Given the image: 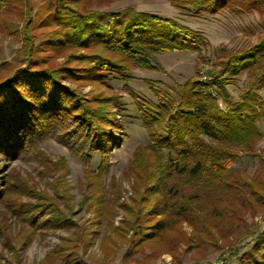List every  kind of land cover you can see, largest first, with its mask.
I'll return each mask as SVG.
<instances>
[{"label":"trees","instance_id":"16d2710c","mask_svg":"<svg viewBox=\"0 0 264 264\" xmlns=\"http://www.w3.org/2000/svg\"><path fill=\"white\" fill-rule=\"evenodd\" d=\"M102 1L0 0V28L22 43L20 64L0 77V204L30 226L67 221L61 215L44 221L42 209L53 205L52 198L28 190L19 175L4 168L19 155L33 154L44 166L43 175L57 171L36 146L50 135L62 143L74 141L89 190L81 206L92 209L100 225L111 223L114 203L104 194L103 175L111 148L119 143L115 109L121 110V96L107 86V75L129 80L137 67L156 70L155 55L200 53L208 46L203 34L175 19L132 8L104 11L110 2ZM167 1L195 17L257 14L260 31L254 42L221 47L206 81L194 78L168 91L145 80L154 100L130 91L148 140L135 149L123 173L132 194L122 203L124 216L115 228L127 246L122 260L164 254L177 259L193 250L228 248L235 264H264V228L249 249L242 254L237 249L248 234L246 216L264 210V147L256 150L264 137L259 127L264 120V0ZM242 76L247 87L232 101L228 78ZM81 86L92 87L87 98ZM100 87L106 90H94ZM93 154L100 157L96 172L88 168ZM241 154L258 159L253 176L233 170ZM24 196L40 204H23Z\"/></svg>","mask_w":264,"mask_h":264},{"label":"rangeland","instance_id":"374dc122","mask_svg":"<svg viewBox=\"0 0 264 264\" xmlns=\"http://www.w3.org/2000/svg\"><path fill=\"white\" fill-rule=\"evenodd\" d=\"M102 2L108 4L110 2L109 6L103 9L104 11L132 8L175 19L203 34L208 46L200 53L176 51L155 55L151 61L156 66V70L137 67L129 73V80H124L118 75H107V86L121 96V110L115 109L121 124V132L118 134L119 143L111 148L108 155V169L103 175L104 194L111 204L114 203L111 223L105 221L100 225L92 209L81 206L89 190L86 189L84 176L86 166L80 154L76 152L77 149H74L76 146L74 141L66 144L60 142L56 136L50 135L36 146L37 152L44 153L57 165V171L53 170L43 175L44 166L33 154L19 155L4 168L9 174L19 175L28 185V190L33 189L52 198L53 205H46V208H49L44 211L42 209V215L45 214L44 221L61 215L67 222L61 224L48 221V225L44 227L30 226L29 221L13 213L12 207L6 203L0 204V264H235L236 257L231 254L232 249L228 248L193 250L185 255H178L177 259L169 254L151 260L137 256L136 262H124L122 256L127 246L115 233V228L120 226L124 216L121 205L128 201L132 194L131 182L123 178V173L135 149L139 145L146 144L148 140L130 91L141 98L154 100L155 97L146 86L145 80L160 82L163 89L168 91L174 89L177 84H183L194 78L202 80L206 75L208 80V71L211 70L221 47L231 48L247 41H255L260 31L258 15H233L228 11H222L217 15L202 14L195 17L178 11L167 0H103ZM8 18L14 19V25L20 28L14 15L10 14ZM8 32L0 28V77L10 73V65L16 66L21 62L20 37ZM61 60L58 59L57 62ZM69 85L75 87L73 84L69 83ZM246 87L245 76L228 78L226 88L232 101H236L239 93ZM91 90V86L79 88L84 98H87L86 95ZM94 90L106 89L100 87ZM261 95L264 97V92H261ZM259 127L264 135V120H260ZM77 146L83 147L80 141ZM263 147L264 137L256 145L257 152H261ZM99 164V155L93 154L88 168L96 172ZM232 168L253 176L259 168V161L256 157L241 154ZM115 193H117L116 199ZM20 202L27 205L40 204L36 198L28 196H24ZM41 203L49 204V201ZM246 222L248 234L237 245L239 254L250 248L252 240L264 228V210L255 217L247 215Z\"/></svg>","mask_w":264,"mask_h":264},{"label":"built area","instance_id":"2783aa9c","mask_svg":"<svg viewBox=\"0 0 264 264\" xmlns=\"http://www.w3.org/2000/svg\"><path fill=\"white\" fill-rule=\"evenodd\" d=\"M206 79H207L206 75L202 77V80L206 81Z\"/></svg>","mask_w":264,"mask_h":264}]
</instances>
